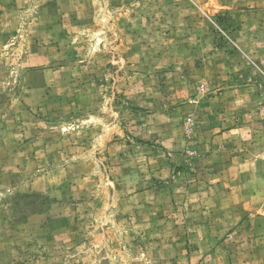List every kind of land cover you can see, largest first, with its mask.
I'll list each match as a JSON object with an SVG mask.
<instances>
[{
	"label": "rangeland",
	"instance_id": "rangeland-1",
	"mask_svg": "<svg viewBox=\"0 0 264 264\" xmlns=\"http://www.w3.org/2000/svg\"><path fill=\"white\" fill-rule=\"evenodd\" d=\"M0 264H264V0H0Z\"/></svg>",
	"mask_w": 264,
	"mask_h": 264
}]
</instances>
